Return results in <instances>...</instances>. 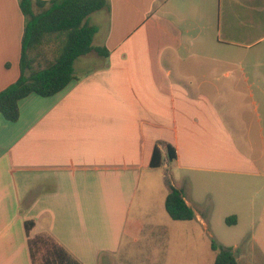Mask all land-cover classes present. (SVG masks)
Returning <instances> with one entry per match:
<instances>
[{
    "label": "crops",
    "instance_id": "1",
    "mask_svg": "<svg viewBox=\"0 0 264 264\" xmlns=\"http://www.w3.org/2000/svg\"><path fill=\"white\" fill-rule=\"evenodd\" d=\"M109 4L93 45L109 57L77 59L76 80L55 96L20 101L16 122L0 114V264H34L28 241L43 235L79 264H135L126 250L138 239L125 241L133 206L151 198L160 206L170 187L194 213L181 222L209 232L217 202L227 213L216 223L258 219L264 228V203L255 206L264 193V75L245 70L264 68V48L256 49L264 0ZM23 27L18 0H0V92L19 77ZM206 65L240 74L198 75ZM236 94L248 107L220 110L218 100ZM167 145L176 153L171 162ZM155 146L163 163L151 168ZM187 173L210 181L213 198L201 204L184 191ZM26 222L34 224L29 232ZM163 227L149 225L148 244Z\"/></svg>",
    "mask_w": 264,
    "mask_h": 264
},
{
    "label": "trees",
    "instance_id": "2",
    "mask_svg": "<svg viewBox=\"0 0 264 264\" xmlns=\"http://www.w3.org/2000/svg\"><path fill=\"white\" fill-rule=\"evenodd\" d=\"M24 18L20 44L19 77L0 92V114L8 122L19 119V102L30 95L42 98L55 96L76 80L74 63L92 52L107 59L109 51L94 47L97 27L87 18L96 12L110 10L109 0H18ZM167 160L176 159L174 148L166 146ZM163 158L158 146L152 152L150 167L158 168ZM164 208L173 221H191L193 211L185 204L182 191L170 187ZM228 217L225 223L234 225ZM33 222H26L27 232ZM32 263L79 264L49 236H38L28 241ZM214 264H238L233 250L212 241Z\"/></svg>",
    "mask_w": 264,
    "mask_h": 264
},
{
    "label": "rangeland",
    "instance_id": "3",
    "mask_svg": "<svg viewBox=\"0 0 264 264\" xmlns=\"http://www.w3.org/2000/svg\"><path fill=\"white\" fill-rule=\"evenodd\" d=\"M101 17H104L102 11L91 14L87 18V22L95 27H102L105 23L102 21ZM106 20V19H105ZM23 34V33H22ZM98 36L93 38V45L98 44ZM259 47L264 48V41L259 44ZM238 52V51H237ZM242 53L235 52L234 59L237 60L238 57L242 59ZM84 57V56H83ZM221 59V57L218 55ZM81 58V57H80ZM82 59V58H81ZM83 61V60H82ZM234 70L235 74L239 76L240 72L238 68H226L218 67L217 70L209 65L204 66L198 71V75H213L221 78L223 72H232ZM246 71L250 73V76L261 74L264 75V68H246ZM220 83H223L221 80ZM243 92V91H242ZM234 101L228 102L227 95L223 99L218 100L220 110L226 111L231 106L233 109H246L248 107L246 99L243 95L236 94V96L231 97ZM230 100V99H229ZM167 175V171H164ZM171 172V170H170ZM189 182L183 187L184 191L190 190L192 197L199 198L202 201L205 199L210 200L213 198V194L210 193L211 185L210 181L208 184H201L193 178L192 175L187 173ZM166 183L169 181L166 180ZM208 193L206 194V191ZM141 192V189H140ZM139 197V196H138ZM151 198V197H150ZM256 207L259 208L262 203H264V193H260V197L257 196ZM139 199L136 200L133 211L131 213L130 223L128 232L126 235V243H128L132 238H137V245L132 246L130 250H126L135 259V264H213L214 252L211 249L212 241L216 244L231 248L233 254H237L241 259H239L240 264H263L264 261V228L262 222L256 219L253 223H250L247 219L242 218L241 224L237 227H229L223 221L220 224L216 223L218 216L224 215L227 211L219 212V206L217 202H214L213 216L210 225L209 232L213 234V238L206 232L205 229L200 227L195 221L192 222H175L167 215L164 209V202L158 206V202H154L151 198V202L145 207L140 205ZM260 200V202H259ZM138 205V208L135 206ZM223 206V205H221ZM261 207V206H260ZM255 216H258L256 211ZM140 227H137V224ZM161 224L164 226L162 228L163 236L157 239L155 246L148 244L147 239H145V234L149 231V225ZM251 240L253 242H251ZM237 245L234 248V245ZM244 256L246 259L244 260ZM239 257L236 259L238 260ZM262 260V261H261ZM130 264H132L130 262Z\"/></svg>",
    "mask_w": 264,
    "mask_h": 264
},
{
    "label": "water",
    "instance_id": "4",
    "mask_svg": "<svg viewBox=\"0 0 264 264\" xmlns=\"http://www.w3.org/2000/svg\"><path fill=\"white\" fill-rule=\"evenodd\" d=\"M234 257H235V258H237V257H238V255H237V254H235V255H234Z\"/></svg>",
    "mask_w": 264,
    "mask_h": 264
}]
</instances>
